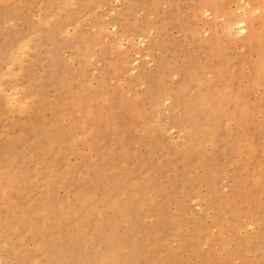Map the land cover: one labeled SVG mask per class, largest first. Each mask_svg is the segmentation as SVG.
<instances>
[{
    "label": "rangeland",
    "instance_id": "obj_1",
    "mask_svg": "<svg viewBox=\"0 0 264 264\" xmlns=\"http://www.w3.org/2000/svg\"><path fill=\"white\" fill-rule=\"evenodd\" d=\"M246 1L0 0V264H264Z\"/></svg>",
    "mask_w": 264,
    "mask_h": 264
},
{
    "label": "bare ground",
    "instance_id": "obj_2",
    "mask_svg": "<svg viewBox=\"0 0 264 264\" xmlns=\"http://www.w3.org/2000/svg\"><path fill=\"white\" fill-rule=\"evenodd\" d=\"M246 5H248V2L246 0H243ZM12 4V3H11ZM238 6V5H237ZM240 6V5H239ZM14 7V6H13ZM239 12H236L238 16L235 19L230 20L225 27L228 29L229 32H232L234 29L236 32L241 34V36L245 37L249 31L252 32L251 29V23L252 20L250 16H248V9L242 7H239ZM258 8V7H257ZM236 9V7H235ZM229 10V9H228ZM231 11V10H230ZM233 11V9H232ZM233 13V12H232ZM227 14V13H226ZM226 22V21H225ZM36 32V31H35ZM33 33V32H32ZM25 42V41H24ZM18 48V47H17ZM23 48V47H22ZM20 51V50H18ZM22 55V54H21ZM92 58V57H91ZM17 60V59H16ZM16 75V74H15ZM10 93V92H9ZM13 96V95H10ZM15 96V95H14ZM26 101V100H24ZM70 110V109H69ZM71 112V111H70Z\"/></svg>",
    "mask_w": 264,
    "mask_h": 264
}]
</instances>
